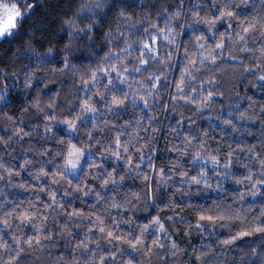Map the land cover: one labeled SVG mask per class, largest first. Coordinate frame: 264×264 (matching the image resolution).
Listing matches in <instances>:
<instances>
[{
	"label": "clouds",
	"instance_id": "1",
	"mask_svg": "<svg viewBox=\"0 0 264 264\" xmlns=\"http://www.w3.org/2000/svg\"><path fill=\"white\" fill-rule=\"evenodd\" d=\"M0 264H264V0H0Z\"/></svg>",
	"mask_w": 264,
	"mask_h": 264
}]
</instances>
